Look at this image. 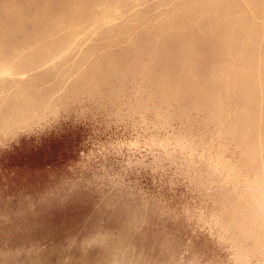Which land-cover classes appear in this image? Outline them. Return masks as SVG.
I'll list each match as a JSON object with an SVG mask.
<instances>
[{"label": "rangeland", "instance_id": "rangeland-1", "mask_svg": "<svg viewBox=\"0 0 264 264\" xmlns=\"http://www.w3.org/2000/svg\"><path fill=\"white\" fill-rule=\"evenodd\" d=\"M0 264H264V0H0Z\"/></svg>", "mask_w": 264, "mask_h": 264}]
</instances>
